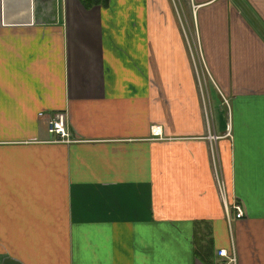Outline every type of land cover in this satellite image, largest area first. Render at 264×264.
<instances>
[{"label":"crops","instance_id":"crops-1","mask_svg":"<svg viewBox=\"0 0 264 264\" xmlns=\"http://www.w3.org/2000/svg\"><path fill=\"white\" fill-rule=\"evenodd\" d=\"M178 2L0 0V264H264V0Z\"/></svg>","mask_w":264,"mask_h":264},{"label":"built area","instance_id":"built-area-1","mask_svg":"<svg viewBox=\"0 0 264 264\" xmlns=\"http://www.w3.org/2000/svg\"><path fill=\"white\" fill-rule=\"evenodd\" d=\"M172 1L175 2L176 7H178L179 4L178 0H172ZM180 24L183 29L182 30L183 34L185 36H187V34L189 35L188 31L186 33L187 25L185 21L184 20L180 21ZM189 53H190L192 65L195 69L197 80H199L200 77V79L203 81L202 88H200L201 90L199 89V91L200 93L203 91L205 98L207 100V104L209 106L210 101L208 100L205 77L209 80V84H212L214 86L215 84L211 81L209 71L204 63V59L202 58L203 57L202 53L200 49H198L197 43H195L192 47H190L189 44ZM218 96L221 98V104H223L226 107V109H228V104L225 96L221 93H218ZM208 115L209 117H206L205 119L206 137L209 142H215V140L219 138V136L213 132L211 111H208ZM37 116L45 117V126L49 141L59 142V141L70 140L69 138H67V133L64 131L62 124L60 123V121H58L55 118V116L52 113L38 111ZM150 133L152 136L161 137V131L159 130L158 127L151 128ZM215 151L216 150L214 148V152ZM210 153L211 156L213 157V150L210 149ZM214 182L218 194L223 201L225 219L227 223L230 220L231 216H233L234 218H241L243 212L241 211L238 203L234 202L233 200H230V203H228L229 206H227V197H226V188H225L224 179L221 177V174L218 171L215 172V170H214ZM215 255L220 259L219 264H237V258L232 247H230V249L217 248L215 250Z\"/></svg>","mask_w":264,"mask_h":264},{"label":"rangeland","instance_id":"rangeland-1","mask_svg":"<svg viewBox=\"0 0 264 264\" xmlns=\"http://www.w3.org/2000/svg\"><path fill=\"white\" fill-rule=\"evenodd\" d=\"M186 16V18H187V15H185ZM185 16H183V18H185ZM185 18V19H186ZM187 20V19H186ZM186 39H188V40H191V41H193L194 39H192V38H190V36L187 34V38ZM189 61L191 62H189L190 63V67H191V70H192V73H193V75H194V77H195V80H196V85H197V88L198 89H200V88H202V85H203V81L200 79V77H199V80H197V77H196V73H195V69H194V67H193V65H192V61H191V58H190V54H189ZM208 69V68H207ZM209 71V70H208ZM199 81V82H198ZM205 83H206V87H207V90L209 89V80L205 77ZM200 86V87H199ZM201 90V89H200ZM209 97H210V95L208 96V100H209ZM212 97V96H211ZM199 99H200V106H201V110H202V115H203V119H204V122H205V119H206V117H209V115H208V111H211V113H212V111H213V104L215 103L214 101H210L209 102V106H208V104H207V100H206V98H205V95H204V93H203V91L201 92V94H199ZM214 100V99H213ZM218 102H219V104L222 106V108H223V110L226 108L223 104H221V98L220 97H218Z\"/></svg>","mask_w":264,"mask_h":264},{"label":"water","instance_id":"water-1","mask_svg":"<svg viewBox=\"0 0 264 264\" xmlns=\"http://www.w3.org/2000/svg\"><path fill=\"white\" fill-rule=\"evenodd\" d=\"M32 4H33V11H34V14H33V22H34L37 20V15H36L35 11H36V6L38 4V0H32ZM54 21H55V19L52 20V22H54Z\"/></svg>","mask_w":264,"mask_h":264},{"label":"trees","instance_id":"trees-1","mask_svg":"<svg viewBox=\"0 0 264 264\" xmlns=\"http://www.w3.org/2000/svg\"><path fill=\"white\" fill-rule=\"evenodd\" d=\"M81 1V3H85V4H88V3H91V2H95V1H97V0H80Z\"/></svg>","mask_w":264,"mask_h":264},{"label":"bare ground","instance_id":"bare-ground-1","mask_svg":"<svg viewBox=\"0 0 264 264\" xmlns=\"http://www.w3.org/2000/svg\"><path fill=\"white\" fill-rule=\"evenodd\" d=\"M199 47V46H198Z\"/></svg>","mask_w":264,"mask_h":264}]
</instances>
